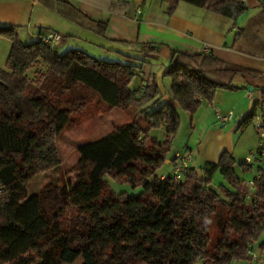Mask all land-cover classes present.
Segmentation results:
<instances>
[{"label": "trees", "instance_id": "obj_1", "mask_svg": "<svg viewBox=\"0 0 264 264\" xmlns=\"http://www.w3.org/2000/svg\"><path fill=\"white\" fill-rule=\"evenodd\" d=\"M35 1L104 35L107 20L91 17L70 0ZM159 1L166 4L167 16L180 1L233 21L246 10L241 0ZM259 2L264 8V0ZM16 32L12 24L0 25V35L11 41L6 66L0 68V264L30 245L40 249L33 264L252 263L250 244L264 250V242H259L264 231V171L253 179L252 200L242 177L252 164L241 162L238 175L226 151L217 162L189 166L181 179L160 177L156 171L167 158L179 113L168 103L154 106L159 99L154 82L143 91L130 87L139 65L97 58L79 48L58 53L39 40L42 33L25 43ZM166 73L171 78L169 95L190 115L201 99L210 101L217 88H235L236 76L264 75L211 53L180 50H172ZM85 91L108 108L137 110L146 127L133 119L78 144L71 181L29 192L32 178L60 166L56 138L87 103ZM256 105L257 100L240 126L251 121ZM154 128L164 130L163 140L150 136ZM216 172L226 185L214 189ZM106 177L123 178L142 191L115 192ZM218 204L227 213L222 238L212 251L208 224ZM67 209L74 214L65 225L60 216Z\"/></svg>", "mask_w": 264, "mask_h": 264}, {"label": "crops", "instance_id": "obj_2", "mask_svg": "<svg viewBox=\"0 0 264 264\" xmlns=\"http://www.w3.org/2000/svg\"><path fill=\"white\" fill-rule=\"evenodd\" d=\"M241 1L246 10L235 21L183 1L177 4L170 16L165 15L166 4L159 0H79V3L74 4L95 19L107 20L104 35L87 30L100 38L90 40L92 49L111 54L119 61L136 62L139 65L136 69L139 82L135 86L130 83V87L143 91L147 84L154 82L159 90V99L154 106L168 103L178 109V104L169 95L171 78L166 73L172 50L211 53L224 61L250 67L264 74V8L259 0ZM34 6L35 0H0V25L12 24L16 29L23 26L30 19ZM33 26L36 29L30 36L34 38L38 33L47 31L61 34V41L54 45L58 53L74 48L90 53L85 46L87 41L84 44L74 41L80 40L82 31L63 20L55 19L54 23L46 24L37 19ZM74 26L81 28L76 24ZM233 83L235 88H217L210 101L201 99L197 110L191 115L190 121H205V128L198 131L197 142L190 148L193 151L191 167L200 168L205 162H217L221 153L226 151L234 159L235 171L240 175L239 164L248 152L258 147L256 124L264 125V75L254 79L236 76ZM248 86L252 89L249 90ZM255 100L254 116L247 125L240 126ZM229 112L232 113L231 117L224 122L217 117V114L226 116ZM107 119L109 114L106 119L99 120ZM118 119L128 122L127 113H120ZM196 131L192 129V134ZM177 152L168 154L165 163L171 165L170 161ZM252 166L250 173L254 179L260 171H264V150L252 162ZM158 174L160 177L166 175L163 172ZM259 242L264 240L260 239ZM257 245L254 251H258Z\"/></svg>", "mask_w": 264, "mask_h": 264}, {"label": "rangeland", "instance_id": "obj_3", "mask_svg": "<svg viewBox=\"0 0 264 264\" xmlns=\"http://www.w3.org/2000/svg\"><path fill=\"white\" fill-rule=\"evenodd\" d=\"M73 3H79V0H70ZM16 9V8H15ZM58 17V18H57ZM42 20L46 24H51L55 22V19L63 20L65 23H69L72 27H75L78 31H82L80 40H74L75 42L79 41L78 44H84L87 41L88 44L86 48L90 51L89 54L93 56H97V58H102L105 60H116L117 57L111 54H102L100 52H95L92 49L90 40H100L97 35L88 32L87 30H81V28H77L74 26L72 21L60 16L58 13L49 10L48 8L44 7L37 1H35L34 11L32 12L30 19L25 21L23 26L17 27L16 34L19 40L22 42L28 43L33 41L35 38L30 36L35 31V27L33 23L35 20ZM45 27V26H44ZM84 33V34H83ZM67 35L64 33V38ZM89 40V41H88ZM11 46V41L4 36L0 35V68H4L6 66V59L8 58L9 49ZM109 53V52H107ZM102 54V55H99ZM146 59V57H142ZM139 82V73L131 82V86H135ZM87 103L77 111H75L72 115V121L69 127H67L57 138H56V146L58 150V154L61 160V164L56 169L47 170L44 173L37 174L34 178H32L28 182V190L29 192L34 191H43L48 188H52L56 185L60 186L67 181H71L73 179V172L72 169L74 168L77 158V146L78 144L89 142L97 139V136L104 134L111 128H114L115 125L121 124L127 121H120L118 116L120 113L124 112L127 113V120L128 122L131 120H136L140 126L145 127L146 124L143 121L141 115L137 114V110L129 109L123 110L121 108H108L104 105L97 97L93 94L85 91L84 92ZM113 109V110H112ZM112 110V111H111ZM122 111V112H121ZM179 113V123L177 130L174 136L171 138L169 148L167 150V156L172 155L174 151H183L185 148H193L192 144L195 145L197 142V133L202 128H205V121H190L191 115L188 114L186 111L178 108ZM109 114V120L101 121L99 119H106ZM117 118V121L115 119ZM126 118V117H125ZM114 119V121H111ZM209 121H207L208 123ZM192 126L197 129L196 133L192 134ZM253 129V126H252ZM164 130L161 128H154L150 133V136H155L159 140H163L164 138ZM187 144V147L185 146ZM249 153V152H248ZM247 153V155H248ZM246 157V156H245ZM244 157V158H245ZM252 164V162H250ZM256 169V168H254ZM171 165L166 164L165 162L160 165L156 171V173L163 172L166 175H171ZM159 175V174H158ZM108 183L110 184L111 188L115 192H126L130 195H138L141 193V187H132L128 182L123 181V178H118L116 180L106 177ZM253 175L250 172H246L244 174V180H252ZM123 181V182H122ZM212 187L214 189L218 188L220 185H226V182L223 180L222 176L219 172H216L212 178ZM246 186V190L249 191V187ZM226 209L218 204L216 206L215 212L211 215V219L208 224V235H209V243L208 249L214 250L216 248V244L219 243L220 239L222 238V229L225 224L226 220ZM74 212L70 209H67L61 216L60 220L63 224L67 225V223L71 222L73 219L72 215ZM261 240H264V231H262ZM251 249V246H249ZM252 251L255 250V245L252 246ZM257 253V259L252 260L251 264H264V251H254ZM40 258V249L36 245H30L21 255L16 257L14 260L10 262H5L3 264H33ZM235 264H240V262ZM210 264V263H208Z\"/></svg>", "mask_w": 264, "mask_h": 264}, {"label": "built area", "instance_id": "obj_4", "mask_svg": "<svg viewBox=\"0 0 264 264\" xmlns=\"http://www.w3.org/2000/svg\"><path fill=\"white\" fill-rule=\"evenodd\" d=\"M38 37L42 43L50 47H53L62 39L61 34L56 31H47L45 33L39 34ZM204 52H206V50ZM231 114H232L231 112H229L226 116H219L217 114V117L222 122H224L231 117ZM256 129L259 136L258 147L255 150L250 151L248 155H246V157L244 158V161L246 163L256 161L258 155H260L262 153V150H264V125H262L261 123L256 124ZM192 158H193V151L189 148H185L183 151L177 152L174 155L173 159L170 161L172 168L171 175L174 176V178L176 179H181L184 176L188 167L190 166ZM246 185L249 187L247 198L252 200L251 196L253 194L252 189L254 188V183L253 181L249 180L246 181ZM250 246L252 247L251 244ZM250 254L252 256V260L257 259V254L254 251H250Z\"/></svg>", "mask_w": 264, "mask_h": 264}, {"label": "water", "instance_id": "obj_5", "mask_svg": "<svg viewBox=\"0 0 264 264\" xmlns=\"http://www.w3.org/2000/svg\"><path fill=\"white\" fill-rule=\"evenodd\" d=\"M249 90H251L252 88L250 86L247 87Z\"/></svg>", "mask_w": 264, "mask_h": 264}]
</instances>
